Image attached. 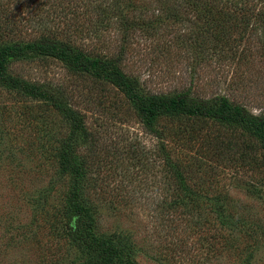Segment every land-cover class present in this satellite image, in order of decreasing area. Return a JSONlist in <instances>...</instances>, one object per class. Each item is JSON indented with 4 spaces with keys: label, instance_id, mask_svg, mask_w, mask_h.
I'll return each mask as SVG.
<instances>
[{
    "label": "rangeland",
    "instance_id": "rangeland-1",
    "mask_svg": "<svg viewBox=\"0 0 264 264\" xmlns=\"http://www.w3.org/2000/svg\"><path fill=\"white\" fill-rule=\"evenodd\" d=\"M109 5L110 0H0V45L54 37L84 49L115 51L120 41L116 29L98 36V25L107 19L99 17V7ZM166 20L156 31L136 33L124 66L128 74L153 92L192 87L197 96L224 93L255 113L264 111V56L221 58L199 44L191 48L194 17L186 13L177 21ZM7 60L12 75L66 87L85 114L97 139L95 152L103 156L89 174L98 187L91 197L100 233L134 235L146 249L137 257L139 264H239L238 258L209 248L197 233L188 235L186 255L175 251L169 258L173 250L168 248L175 247L179 236L166 238L167 256L157 247L165 238L159 237L164 232H158L163 229L156 200L168 183L158 139L144 131L138 111L114 85L74 74L52 55L14 51ZM67 132L66 122L49 103L0 84V264L76 263L60 226L68 175L59 171L58 139ZM236 170H224L226 182L235 197L253 204L255 217L264 223V200H250L243 188L250 173L241 181ZM49 249L56 256L48 254ZM251 264H264V244Z\"/></svg>",
    "mask_w": 264,
    "mask_h": 264
},
{
    "label": "trees",
    "instance_id": "trees-1",
    "mask_svg": "<svg viewBox=\"0 0 264 264\" xmlns=\"http://www.w3.org/2000/svg\"><path fill=\"white\" fill-rule=\"evenodd\" d=\"M186 13L194 17L191 48L199 44L221 58L264 56V0H110L109 6L99 7V17L107 19L98 25V36L117 30L120 41L115 51L84 49L54 37L21 46L0 45V84L49 103L66 122L68 132L58 139L59 171L68 175L60 226L75 264H139L137 257L146 249L134 235L97 230L91 192L98 187L89 176L103 161L95 152L97 139L66 87L30 82L7 72V58L14 51L52 55L74 74L114 85L136 108L144 131L158 139L166 171L168 183L161 188L155 210L163 229L158 232H164L159 237L165 238L157 247L165 253L166 238L179 236L175 247L168 248L173 250L169 258L175 251L187 254L190 233L200 234L224 257L238 258L239 264H251L254 252L264 244V223L255 217L252 203L234 196L224 171L237 169L241 181L250 173L243 180L244 190L253 197L250 200H264V111L255 113L224 93L197 96L192 87L153 92L124 69L137 32L156 31L166 19L177 21ZM46 252L56 256L51 249Z\"/></svg>",
    "mask_w": 264,
    "mask_h": 264
}]
</instances>
